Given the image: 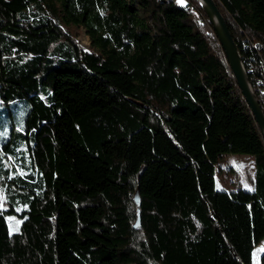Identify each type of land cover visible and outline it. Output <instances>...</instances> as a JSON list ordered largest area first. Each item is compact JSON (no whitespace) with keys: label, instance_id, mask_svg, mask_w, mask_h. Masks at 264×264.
Listing matches in <instances>:
<instances>
[{"label":"trees","instance_id":"1","mask_svg":"<svg viewBox=\"0 0 264 264\" xmlns=\"http://www.w3.org/2000/svg\"><path fill=\"white\" fill-rule=\"evenodd\" d=\"M215 1L264 110V0ZM0 189V264H255L264 136L199 0H0Z\"/></svg>","mask_w":264,"mask_h":264},{"label":"water","instance_id":"2","mask_svg":"<svg viewBox=\"0 0 264 264\" xmlns=\"http://www.w3.org/2000/svg\"><path fill=\"white\" fill-rule=\"evenodd\" d=\"M199 2L214 26L232 72L264 136V110L250 81L248 71L226 18L215 0H199Z\"/></svg>","mask_w":264,"mask_h":264},{"label":"rangeland","instance_id":"3","mask_svg":"<svg viewBox=\"0 0 264 264\" xmlns=\"http://www.w3.org/2000/svg\"><path fill=\"white\" fill-rule=\"evenodd\" d=\"M76 40L84 49L90 48V38L83 28H75ZM17 114L19 112H16ZM255 156L250 154L228 153L224 154L216 167V187L219 190H234L240 187L250 188L254 177ZM2 192L0 189V201ZM8 222L12 231L18 230V221L15 215H8ZM16 220V222L14 221ZM264 250V245H259L256 250L255 264H261L259 253Z\"/></svg>","mask_w":264,"mask_h":264},{"label":"bare ground","instance_id":"4","mask_svg":"<svg viewBox=\"0 0 264 264\" xmlns=\"http://www.w3.org/2000/svg\"><path fill=\"white\" fill-rule=\"evenodd\" d=\"M261 245H263V244H261ZM263 251V250H262Z\"/></svg>","mask_w":264,"mask_h":264}]
</instances>
